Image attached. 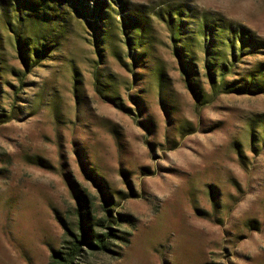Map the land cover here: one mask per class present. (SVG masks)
<instances>
[{"label":"rangeland","instance_id":"obj_1","mask_svg":"<svg viewBox=\"0 0 264 264\" xmlns=\"http://www.w3.org/2000/svg\"><path fill=\"white\" fill-rule=\"evenodd\" d=\"M118 1L48 6L30 68L0 0V264H58L80 201L74 264H264V0Z\"/></svg>","mask_w":264,"mask_h":264},{"label":"trees","instance_id":"obj_2","mask_svg":"<svg viewBox=\"0 0 264 264\" xmlns=\"http://www.w3.org/2000/svg\"><path fill=\"white\" fill-rule=\"evenodd\" d=\"M112 2L113 0H14L19 12L17 29H13L14 42L19 53V58L25 66L30 68L39 66L43 60L48 58L52 45L46 41L44 36L40 34H34L32 37L26 38L22 36L26 26L27 30H33L36 24L49 22V19H47L49 15L45 11L48 6H58L64 3L68 6L70 5L74 12L85 14L86 17H88V14H94L96 18H103L104 13H107L109 9V12L113 10L111 6ZM116 2L120 4L118 0H116ZM91 5L93 9L90 10ZM121 6L123 8L125 7L122 1ZM24 12L26 14L25 16L23 15ZM125 22L126 24L123 27L125 30L140 31V26L138 25L139 19L134 18L133 20L132 17L129 16ZM1 59L3 62L2 57ZM214 80L215 79H212L213 82ZM107 202L108 201H106V203ZM79 205L81 209H79L77 213L79 220L77 237L73 238L70 246L66 247L65 250H59L53 253V258L58 264H74L75 258L77 255H80L83 244H88L98 250L107 248V237H110L109 234L95 235L90 224L92 217L89 211H84V208H82V206H87L88 203L80 201ZM91 236H93V239H91Z\"/></svg>","mask_w":264,"mask_h":264}]
</instances>
